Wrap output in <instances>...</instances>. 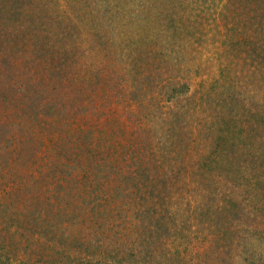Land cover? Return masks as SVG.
Instances as JSON below:
<instances>
[{
  "label": "trees",
  "instance_id": "1",
  "mask_svg": "<svg viewBox=\"0 0 264 264\" xmlns=\"http://www.w3.org/2000/svg\"><path fill=\"white\" fill-rule=\"evenodd\" d=\"M121 1L0 0V264H264V0Z\"/></svg>",
  "mask_w": 264,
  "mask_h": 264
},
{
  "label": "rangeland",
  "instance_id": "2",
  "mask_svg": "<svg viewBox=\"0 0 264 264\" xmlns=\"http://www.w3.org/2000/svg\"><path fill=\"white\" fill-rule=\"evenodd\" d=\"M70 1H75V0H70ZM84 2L86 4H89L91 5V2H96V3H99L100 5L102 4L101 3V0H84ZM122 5H127L128 3H132L130 5H134L135 7H138V5L140 4V2L138 0H122ZM207 72V73H210L211 75H213V73L215 72V68L214 67H206L205 66H202V72ZM200 80H198L199 82Z\"/></svg>",
  "mask_w": 264,
  "mask_h": 264
}]
</instances>
